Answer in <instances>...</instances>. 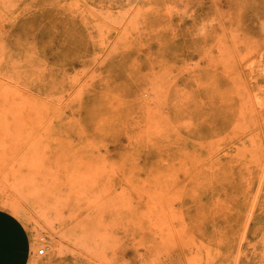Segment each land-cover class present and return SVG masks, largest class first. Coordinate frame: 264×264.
Listing matches in <instances>:
<instances>
[{"label": "rangeland", "instance_id": "374dc122", "mask_svg": "<svg viewBox=\"0 0 264 264\" xmlns=\"http://www.w3.org/2000/svg\"><path fill=\"white\" fill-rule=\"evenodd\" d=\"M8 241L14 264H264V0H0Z\"/></svg>", "mask_w": 264, "mask_h": 264}, {"label": "crops", "instance_id": "0c3cea01", "mask_svg": "<svg viewBox=\"0 0 264 264\" xmlns=\"http://www.w3.org/2000/svg\"><path fill=\"white\" fill-rule=\"evenodd\" d=\"M8 227H9V224H7V222H6V223L3 224V226L1 227V229L4 231ZM9 241H11V240L9 239ZM9 241L8 242H5L4 244H2L3 247H4V249L1 250V254H0V264H14L13 260H11V256H9L7 254V251H8L7 246L9 244ZM15 241H17V244L19 245L18 238H17V240H14V242ZM18 256L19 255H17V258H18Z\"/></svg>", "mask_w": 264, "mask_h": 264}, {"label": "bare ground", "instance_id": "6f19581e", "mask_svg": "<svg viewBox=\"0 0 264 264\" xmlns=\"http://www.w3.org/2000/svg\"><path fill=\"white\" fill-rule=\"evenodd\" d=\"M243 10V9H242ZM244 11V10H243ZM89 72V71H88ZM97 72V71H96ZM81 73V72H80ZM93 73V72H92ZM82 74V73H81ZM89 74V73H88ZM95 74H97V73H95ZM92 75V74H91ZM91 75H89V76H91ZM99 75V74H98ZM68 76V75H67ZM78 76V75H77ZM74 77H76V76H74ZM68 78V77H67ZM74 79V78H73ZM76 79H78V78H76ZM88 86V85H87ZM5 87H7V86H5ZM66 91V90H65ZM67 93V92H66ZM73 97V96H72ZM71 97V98H72ZM52 98V97H51ZM25 100V99H24ZM68 100V99H67ZM67 100H66V102H67ZM20 101V100H19ZM68 102H69V100H68ZM23 103V102H22ZM35 103V102H34ZM34 103H32V104H34ZM37 103V102H36ZM7 110V109H6ZM10 110V109H9ZM11 111H14V110H11ZM17 112V111H16ZM19 112V111H18ZM9 113V112H8ZM12 113V112H11ZM36 113V112H35ZM6 125V124H5ZM126 141V140H125ZM30 248H31V245L28 243L27 245H26V247H24L23 249H24V251H25V253H27L29 250H30Z\"/></svg>", "mask_w": 264, "mask_h": 264}]
</instances>
